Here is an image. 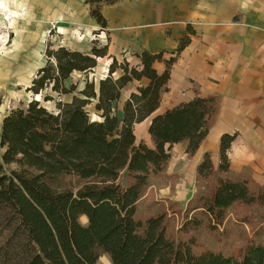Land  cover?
<instances>
[{
	"label": "trees",
	"instance_id": "16d2710c",
	"mask_svg": "<svg viewBox=\"0 0 264 264\" xmlns=\"http://www.w3.org/2000/svg\"><path fill=\"white\" fill-rule=\"evenodd\" d=\"M99 1H90L89 14L102 30L107 20L99 5L94 7ZM186 31L168 59L164 50L143 51L134 54L136 66L125 58L117 61L108 42L99 46L93 41L88 53L47 45L45 63L27 89L34 99L9 111L0 124V264H97L102 255L111 264H264V185L246 174H230L227 151L235 134L221 136L216 170L210 154L203 156L195 180L204 185L182 210H174L177 205L169 200L159 201L148 214L138 215L150 181L166 173L171 147L185 143V153L195 155L219 110L217 97L196 96L153 115L172 66L194 33L189 27ZM103 58L110 62L97 89L86 81L70 102H57L54 111L41 104V98L53 100L42 96L46 89L57 96L73 94L77 85L66 86L73 73L87 74ZM156 62L165 64L163 73H157ZM143 79L147 85L118 110L122 89ZM93 100L100 121L85 111ZM150 116L148 147L137 143L134 128ZM67 179L77 181L76 190L66 187ZM168 209L181 215L175 234ZM230 216L233 226L246 225L253 236L225 252L219 231ZM202 231L214 234V242L223 247L202 243Z\"/></svg>",
	"mask_w": 264,
	"mask_h": 264
},
{
	"label": "crops",
	"instance_id": "0c3cea01",
	"mask_svg": "<svg viewBox=\"0 0 264 264\" xmlns=\"http://www.w3.org/2000/svg\"><path fill=\"white\" fill-rule=\"evenodd\" d=\"M5 3L20 17V12L28 10V17L43 32L50 26L57 32L72 24L90 29L97 26L85 0ZM101 12L107 20L109 54L117 60L125 58L134 66L139 65L134 54L143 51L164 50V58L168 59L178 48L179 39L187 35V27L194 32L171 68L155 115L196 96H215L219 100L214 124L195 155L185 153V143L169 150L166 173L156 177H168L167 186L160 190L162 200L155 201L169 200L183 209L200 189L195 177L203 156L210 154L213 167L218 168L220 139L226 134L237 136L227 151L230 174H246L264 185V0H120ZM99 62L106 66L107 73L110 61L106 58L98 60L93 71H97ZM154 67L161 74L165 64L156 62ZM147 83L145 79L129 83L120 94L121 98L125 96L123 102ZM149 126L148 118L135 125L134 133L136 130L141 136L135 134L137 143L143 141L151 147ZM149 185L145 195L151 189Z\"/></svg>",
	"mask_w": 264,
	"mask_h": 264
},
{
	"label": "rangeland",
	"instance_id": "374dc122",
	"mask_svg": "<svg viewBox=\"0 0 264 264\" xmlns=\"http://www.w3.org/2000/svg\"><path fill=\"white\" fill-rule=\"evenodd\" d=\"M87 1H89V3L87 4L86 0L85 3L88 5L87 9H89V4L92 0ZM109 1L110 0L99 1L100 3H95L94 7L99 5L98 7H100V13L102 15V8L112 5L108 3ZM118 1L120 0H116V2ZM5 2L6 0H0V7H2L0 10V12H2L0 16V124L9 111L16 108H25L28 103L34 99V96L29 91L27 92V89L31 85V81L36 78L37 71L42 68V65L45 63V50L47 45H52L53 49H56L57 46L60 45L70 50L74 49L88 53L94 42H98L99 46L107 42L109 44V35L106 29L101 30L97 23V26L91 29L83 27L82 25L76 26L72 24L71 26L66 25V29L63 32H57V30L55 28L53 29L51 26L47 31L43 32L40 31L42 28H37L35 21L28 17V10L24 12L25 16L23 12H20V17L17 12L9 10ZM116 2L113 5H115ZM122 59L123 58H119L117 61H122ZM99 65L97 71H91L87 74L73 73L71 78L66 82L67 87L73 84L77 85V89L73 94L57 96L50 92L49 89L44 90L42 96H50L53 100L43 102L41 98V104L49 111H54L57 102H70L73 96L77 95L78 91L84 88L86 81H93L97 89L99 78H101L103 74L106 75V66L103 65V62H99ZM117 75L118 74H115L114 76L116 77ZM124 97L120 98L119 102L116 104L118 110L120 105L124 103ZM94 104L95 101L93 100L85 107V111L88 112L91 120L100 121L101 119L98 112L94 109ZM152 116H150L149 119H151ZM134 134H136L138 138L141 137L136 130ZM167 181L168 177L156 178L150 181L149 184H151V189L141 198L138 204L139 216H144L152 211L157 203L155 200H162V192L160 190H163L165 186H167ZM198 184L200 187L204 185V183L200 182ZM66 187L76 190L77 181H75V179H67ZM173 209L182 210L178 206L173 207ZM168 210L169 214H172L170 213L171 210ZM173 214L170 218L169 229L175 234L177 232V227L181 223V215L177 213ZM230 218L229 222L224 226L225 230L221 228L219 231V234H224L220 242L225 243V252H230L232 249L234 250L237 246L242 245L247 237L253 236L249 227L246 225L235 227L231 224L233 221L232 216H230ZM79 220L82 225L87 224V219L84 217H80ZM200 234V240L206 246L212 249L223 247L218 246L214 242V234L211 236L207 231H202ZM97 264H111V262L106 255H102L97 260Z\"/></svg>",
	"mask_w": 264,
	"mask_h": 264
}]
</instances>
